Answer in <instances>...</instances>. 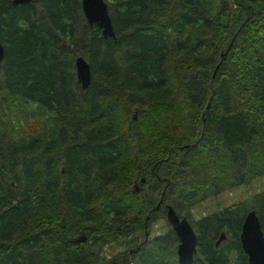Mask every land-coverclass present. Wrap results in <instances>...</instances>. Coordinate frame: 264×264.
<instances>
[{
    "label": "trees",
    "instance_id": "16d2710c",
    "mask_svg": "<svg viewBox=\"0 0 264 264\" xmlns=\"http://www.w3.org/2000/svg\"><path fill=\"white\" fill-rule=\"evenodd\" d=\"M104 1L113 36L80 0H0V264H177L170 226L150 233L166 204L190 264H247L264 188L221 194L264 174V0Z\"/></svg>",
    "mask_w": 264,
    "mask_h": 264
},
{
    "label": "water",
    "instance_id": "95a60500",
    "mask_svg": "<svg viewBox=\"0 0 264 264\" xmlns=\"http://www.w3.org/2000/svg\"><path fill=\"white\" fill-rule=\"evenodd\" d=\"M12 2H26L29 0H11ZM80 8L86 21L95 23L101 31L102 36H113V30L109 14L104 0H80ZM2 57V46L0 44V59ZM74 71L80 88L89 83L88 62L81 55L74 57ZM134 117V115H133ZM158 204L155 205L157 207ZM164 218L177 238L176 263L190 264L196 245V233L185 216H180L174 208L166 204L164 207ZM225 234L221 231L214 240L217 245ZM239 244L246 255L247 264H264V236L256 213L248 209L240 223Z\"/></svg>",
    "mask_w": 264,
    "mask_h": 264
},
{
    "label": "rangeland",
    "instance_id": "374dc122",
    "mask_svg": "<svg viewBox=\"0 0 264 264\" xmlns=\"http://www.w3.org/2000/svg\"><path fill=\"white\" fill-rule=\"evenodd\" d=\"M34 107L33 104L29 103V105H26L27 110H32ZM134 115V112H132V116ZM26 118L29 121H34L33 117L26 114ZM264 188V174L257 176L253 178L249 183L244 185H238L235 186L229 190L223 191L221 194V200L222 203L227 205L230 203H233L235 201H238L242 198L247 197L250 193L260 190ZM215 207V201L213 199H206L203 202H201L198 206V211L202 214L210 212ZM169 227V224L165 221V219H157L152 224V227L150 229V233L155 232H161L166 227ZM171 229V228H170ZM177 243V242H176ZM176 249V248H175Z\"/></svg>",
    "mask_w": 264,
    "mask_h": 264
}]
</instances>
